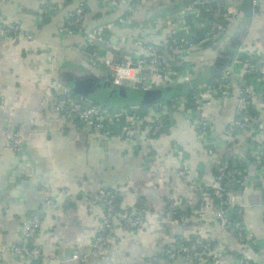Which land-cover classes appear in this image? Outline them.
Returning <instances> with one entry per match:
<instances>
[{"label": "crops", "instance_id": "obj_1", "mask_svg": "<svg viewBox=\"0 0 264 264\" xmlns=\"http://www.w3.org/2000/svg\"><path fill=\"white\" fill-rule=\"evenodd\" d=\"M76 1L0 0V20L19 23L32 35L31 39L0 36V264H185L181 257L169 259L166 248L179 238L189 242L195 234L221 246L220 261L237 262L246 255L253 264H264V179L247 154V148L260 136L256 128L233 139L226 137L238 110L236 87L227 85L226 93L202 97L199 108L210 120L206 138L200 134L190 105L178 106L173 100L178 96L191 99L200 86H208L215 75L230 68L238 55L264 57V0L249 14L239 9L242 0H228L235 14L224 36L183 55L180 70L190 80L207 71L211 75L197 88L168 101H156L163 107L153 108L148 114L149 106L156 102L138 100L136 104L131 100L125 106L96 99V103L113 110L125 108L126 116L146 105L137 142L91 132L53 111L63 87L78 92L89 86L93 91L88 95L91 101L99 92L105 96L109 93L99 85L91 58L77 48L84 32L72 36L61 33L66 14ZM179 1L143 0L131 9L132 0H123L120 7L109 6L105 0H85L83 30L114 25L112 33L131 51L140 34L135 27L161 19L163 11ZM120 16L132 20L135 26L131 22L119 26ZM190 20L186 17L184 32L189 31ZM232 68L231 81L245 77L243 66ZM258 107L257 120H262L264 103ZM156 116L161 119V129L151 135V120ZM123 118L115 133L123 130ZM12 132L22 138L19 151L9 146L7 135ZM224 157L231 164L245 167L250 177L247 189L233 193L240 220L256 244L246 252H241L236 239L220 228L211 208L202 211L199 206L198 189H206V200L211 201V178ZM183 167L189 174H178ZM103 187L116 192L123 210L136 212L138 203L142 206L138 228L111 232L109 254L113 260L92 250L104 213V203L98 196ZM176 208L182 212L183 223L173 219ZM33 215L40 216L41 223L28 242L52 257L24 262L14 256L11 247L24 239L23 223Z\"/></svg>", "mask_w": 264, "mask_h": 264}, {"label": "built area", "instance_id": "obj_2", "mask_svg": "<svg viewBox=\"0 0 264 264\" xmlns=\"http://www.w3.org/2000/svg\"><path fill=\"white\" fill-rule=\"evenodd\" d=\"M109 6L120 7L123 0H105ZM135 9L136 5L143 0H132ZM261 4V0H251V6L256 8ZM85 0H77L75 7L66 14L64 26L61 33L65 36H72L83 31V37L77 48L82 53L91 58L93 68L97 75L102 74V78L110 81L114 85H123L132 89L135 83L141 82L143 89L152 87H163L174 84L179 77L190 80L186 72H181L182 57L185 53L199 51L210 39H218L226 33L227 25L235 14L234 6L228 0H194L186 7L167 13L161 19L155 18L146 23H140L135 30L140 33L134 43L135 49L127 50L121 41L112 33L114 25H98L91 29H84ZM48 6L43 5V9ZM42 9V8H41ZM42 9V10H43ZM189 17L194 28L202 29V35L196 40L178 38L174 33L185 29ZM159 21V23H158ZM162 21V22H160ZM118 25L123 27L127 22L134 24L128 18L120 17ZM135 26V24H134ZM207 27V28H206ZM206 28V30H204ZM9 36L12 39L24 37L31 39L32 35L21 24L14 22H3L0 20V36ZM241 65L245 71L255 74L263 86L256 88L252 80L235 78L232 71L234 66ZM234 86L237 89L238 110L236 118L229 126L226 137L233 139L241 132L249 130L255 119L254 111L258 109V104L264 103V57L253 58L239 55L234 57L230 68L218 73L208 86L202 85L197 94L191 95V99L178 96L174 98V103L178 106L189 104L193 119L196 121L200 134L206 138V132L210 126V120L199 108L202 97L226 93V86ZM163 107L162 103L156 102L149 106L148 113H152L153 108ZM53 111L61 118L74 119L81 123L91 132L104 136L124 137L125 139L137 142L141 137L142 130L140 123L145 115L137 113L125 115V108L113 110L102 104L94 103L87 97L73 94L67 87L59 91V95L53 103ZM126 117V122L121 133H115L109 127L117 119ZM151 120V135H156L161 129V119L159 116ZM260 140L247 148V154L253 161V168L258 175L264 179V119L257 124ZM9 146L14 151H19L22 146V138L19 134L12 132L7 135ZM210 153L212 148H208ZM189 174V170L183 167L178 174ZM250 177L247 170L240 165L230 163L227 158H223L218 163L216 172L211 178L209 194L211 201L206 200V189H198L200 210L205 211L211 208L215 213L220 228L231 234L239 244L241 252H246L251 247H255V240L252 234L246 229L240 220V209L235 198L232 187H239L241 190L248 188ZM208 189V188H207ZM208 191V190H207ZM98 196L104 203V213L101 219V229L96 234L92 242V250L97 255H102L108 260H113L109 254L111 247L110 234L115 229L131 230L138 228L141 224L140 207L138 203L136 212L120 210L116 208V193L106 187L99 189ZM213 198V201H212ZM171 209L173 205H170ZM234 210V208H236ZM233 211H236V218H231ZM174 221L184 222L183 215L173 216ZM41 223L40 216L33 215L23 223L24 239L15 243L11 247V252L15 257L24 262H31L42 259L48 255L38 246L29 244L28 240L36 233ZM179 238L175 243H170L166 248V256L175 260L181 257L185 264H253L246 255H242L237 262L220 261V245H213L207 237L200 234L192 236L191 239ZM223 251V250H222ZM76 258L84 259L83 256L75 255ZM131 264H148L136 261Z\"/></svg>", "mask_w": 264, "mask_h": 264}, {"label": "water", "instance_id": "obj_3", "mask_svg": "<svg viewBox=\"0 0 264 264\" xmlns=\"http://www.w3.org/2000/svg\"><path fill=\"white\" fill-rule=\"evenodd\" d=\"M192 1L194 0H181L176 4H173L169 8H179L182 5H187L191 3ZM239 9L243 13L249 14L253 10V7L251 6V0H242ZM165 13L166 12H163L161 15H164ZM102 76H103L102 74H99L98 76H96L99 79L98 83L103 89L109 90V93L106 96L109 99H111V101H115L116 99L125 100L129 93L130 94L136 93L138 94V96H140L139 98L140 103L148 104V103H153V102H156L162 99H165L168 101L171 97H174L177 94H181L182 92H187L191 89H195L199 85L204 83L206 80H208V78H210L211 75L207 71L203 73V75L201 74L200 76L196 77L193 80H186L183 77H179L175 85H168V86H163V87H152L148 89H143L141 87V82L135 83L132 89L127 88L123 85H119V86L114 85L110 81L103 79ZM182 84L183 86H181ZM89 88L90 87L88 86L86 90L80 89L78 90V93H81L83 97L87 96L88 98V95L92 94L93 92L92 90H89ZM101 95H105V93L104 92L97 93L98 98L102 97Z\"/></svg>", "mask_w": 264, "mask_h": 264}, {"label": "trees", "instance_id": "obj_4", "mask_svg": "<svg viewBox=\"0 0 264 264\" xmlns=\"http://www.w3.org/2000/svg\"><path fill=\"white\" fill-rule=\"evenodd\" d=\"M69 1V0H68ZM170 9V10H169ZM167 8V10H164L163 12H166V13H168V12H171V11H173V10H175L176 8ZM127 13V15H129L128 13H132V11H130V12H126ZM121 17V16H120ZM189 18V17H188ZM118 20V19H117ZM188 22H189V20H188ZM105 25H108V24H105ZM190 27H189V31L188 32H184L183 30H178V31H176L175 33H174V35L176 36V37H178V38H186V39H190V40H196V39H198L199 37H201V35H202V29L200 30V29H198V28H194L192 25H191V23H190V25H189ZM249 57V56H248ZM251 57V56H250ZM179 68H180V66H179ZM243 79H245V80H252V82H253V84L255 85V87L256 88H261L262 86H263V83H262V81H260L259 80V78L255 75V74H253V73H250V72H246V74H245V77L243 78ZM73 94H75V95H79V96H83V95H81V93H78V92H75V91H71ZM191 93L192 92H190L189 93V95H191ZM174 94H176V93H174ZM93 96V95H92ZM102 97H100V98H98L97 97V94L95 95V97L93 98H91V99H93V102L94 103H96L97 101H96V99H99V100H106L108 103H112V104H115V103H117V104H123V105H125V106H127V105H129L128 103L132 100V101H135V103L137 104V102L136 101H138L139 100V96H138V94H136V93H132V94H128V96H127V98L125 99V100H120V99H116L115 101H111V99H109V98H107L105 95H101ZM87 97V96H86ZM132 97V98H131ZM104 102V101H103ZM140 103V102H139ZM145 107H146V105H140V107H138V108H136V109H134L137 113H139L140 115H143L145 112H146V110H145ZM260 111V110H259ZM259 111L258 110H255L254 111V117H255V119L253 120V122H252V125H251V128H250V130L253 132L255 129H256V127H257V124H258V122L260 121V120H257L258 119V116H259ZM124 122V118L122 117V118H119V119H117L116 121H115V124H114V126H113V123H112V125H109V127L113 130V132H116V131H119V125H121V123H123ZM257 142V141H256ZM256 142H254V143H256ZM258 143V142H257ZM245 168V167H244ZM110 189V188H109ZM232 189H234L235 191H239L240 189H239V187H232ZM116 193V192H115ZM212 201H213V198H212ZM116 208L117 209H120V210H123V209H121L120 207H119V205H118V199H117V194H116ZM237 209V207L236 208H234V210H236ZM175 215H179V213H182L178 208H176L175 209ZM236 216H237V213H236V211H233L232 212V214H231V218H236ZM195 235H197V234H195ZM195 235H192V236H195Z\"/></svg>", "mask_w": 264, "mask_h": 264}]
</instances>
